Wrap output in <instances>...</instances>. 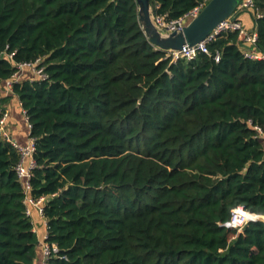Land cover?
I'll return each instance as SVG.
<instances>
[{"label":"trees","instance_id":"1","mask_svg":"<svg viewBox=\"0 0 264 264\" xmlns=\"http://www.w3.org/2000/svg\"><path fill=\"white\" fill-rule=\"evenodd\" d=\"M207 1L151 7L172 21ZM252 10L264 54V0ZM38 59L48 78L14 95L36 139L31 197L48 198L60 249L49 264H264V221L230 223L239 206L264 216V61L238 32L172 62L137 0H0V91ZM19 161L0 137V264L41 256Z\"/></svg>","mask_w":264,"mask_h":264},{"label":"built area","instance_id":"2","mask_svg":"<svg viewBox=\"0 0 264 264\" xmlns=\"http://www.w3.org/2000/svg\"><path fill=\"white\" fill-rule=\"evenodd\" d=\"M205 5L206 4H200L199 6L186 13L184 16L172 21H168L166 19V16L154 14L152 10V21L155 27L162 34L169 35L174 32H179L182 31L186 26H188V24L199 15L201 9ZM254 7L255 0H243L238 8V11L252 10L254 9ZM261 16L263 15H260L259 17ZM229 31H235L239 33L240 48L247 59L260 62L264 61V54L253 50L254 47H256L258 41L257 31L249 30L245 27L243 22H241L240 20L235 21L233 17H230L220 23L218 27L202 43L194 47H185L181 51L166 52L167 57H170L172 59V62H177L181 59H187L189 61L194 60L200 53L209 54V44L214 42L222 33ZM12 57L13 54L10 55V58ZM219 59L220 55L217 54L215 56V60L219 61ZM42 62V59H38L35 62L19 63L17 65V71L13 74L12 78L6 81L4 84L5 93L8 95L14 94L15 85L21 83L24 80L23 74L26 71H31L34 74V77L31 80H46L48 76L45 73V67L42 66ZM2 99L3 97H1L0 95V114L2 115L0 119V137L5 141L10 142L20 155V161L16 166V172L24 189L25 204L27 205L26 214L33 221L34 211H36L38 213V216L45 222V227L47 228V221L44 218V207L48 202V198L42 197L39 199H35L31 197V178L33 177V172L37 167L34 158V155L36 153V139L30 136L26 145L19 144L13 139V137L9 133L7 124L10 113L8 108L4 105ZM20 105L22 107L21 102ZM23 114L31 131L32 126L29 122L25 110H23ZM254 128L258 131L259 137L264 140V131L259 127ZM256 221H264V216L250 213L242 206L236 207L232 210L230 223L234 228L241 229L248 223ZM46 239L47 233H45V235L40 238L41 264H49L50 259L58 255V253L60 252V249L56 244H50L46 241Z\"/></svg>","mask_w":264,"mask_h":264},{"label":"water","instance_id":"3","mask_svg":"<svg viewBox=\"0 0 264 264\" xmlns=\"http://www.w3.org/2000/svg\"><path fill=\"white\" fill-rule=\"evenodd\" d=\"M243 0H208L199 15L182 31L169 35L162 34L152 21L151 0H137L139 19L150 43L159 51H181L185 47H194L207 37L226 19L233 17L235 21L249 15L256 30V17L253 10L238 11Z\"/></svg>","mask_w":264,"mask_h":264},{"label":"crops","instance_id":"4","mask_svg":"<svg viewBox=\"0 0 264 264\" xmlns=\"http://www.w3.org/2000/svg\"><path fill=\"white\" fill-rule=\"evenodd\" d=\"M241 20L246 28L252 29L253 22L249 15H244L241 17ZM34 74L31 71H26L23 74V79H32ZM1 97H3V103L8 108L10 117L7 122L8 130L13 139L19 144L26 145L28 143V139L31 136V131L29 129V125L27 120L23 114V109L20 105V101L16 95H8L5 93V87L3 86L0 91ZM34 230L38 234L39 239L43 237L46 233L45 222L37 215H34L33 218ZM37 264H41V256L37 260Z\"/></svg>","mask_w":264,"mask_h":264}]
</instances>
